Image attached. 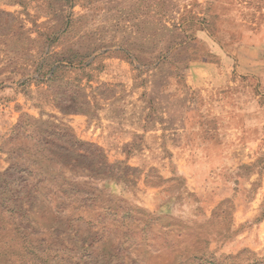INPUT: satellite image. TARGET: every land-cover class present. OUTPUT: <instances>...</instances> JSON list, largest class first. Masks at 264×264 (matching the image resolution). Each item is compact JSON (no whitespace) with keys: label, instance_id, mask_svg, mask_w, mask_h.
<instances>
[{"label":"rangeland","instance_id":"1","mask_svg":"<svg viewBox=\"0 0 264 264\" xmlns=\"http://www.w3.org/2000/svg\"><path fill=\"white\" fill-rule=\"evenodd\" d=\"M261 119L264 0H0V264H264Z\"/></svg>","mask_w":264,"mask_h":264},{"label":"crops","instance_id":"2","mask_svg":"<svg viewBox=\"0 0 264 264\" xmlns=\"http://www.w3.org/2000/svg\"><path fill=\"white\" fill-rule=\"evenodd\" d=\"M243 120V119H242ZM263 121H262V119H261V121L260 120H258L257 122H256V124H255V126H252V128H253V131H252V133H253V137H252V139H253V141H255V142H257V141H259L260 140V138L262 137V135H263ZM247 130H249V129H247L246 128V126H242L241 127V129L240 130H233L234 132H237V134L238 133H242V132H244V131H247ZM251 130V129H250ZM180 144V143H179ZM179 144H173L172 146L173 147H175V148H180L179 146ZM184 146V145H183ZM212 167V166H211ZM213 169H215L216 171H217V167L215 168V167H212Z\"/></svg>","mask_w":264,"mask_h":264}]
</instances>
